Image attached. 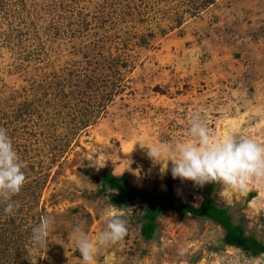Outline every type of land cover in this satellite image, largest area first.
I'll list each match as a JSON object with an SVG mask.
<instances>
[{"label":"rangeland","instance_id":"obj_1","mask_svg":"<svg viewBox=\"0 0 264 264\" xmlns=\"http://www.w3.org/2000/svg\"><path fill=\"white\" fill-rule=\"evenodd\" d=\"M194 117L216 139L264 144V0H0V127L26 176L14 213L0 205V264H81L69 233L95 239L110 206L127 235L94 264H264L189 212L160 214L145 238L141 198L118 208L80 170L111 164L145 194L200 205L207 184L174 179L171 162L161 173L140 144L194 142ZM212 199L264 242V181L216 182ZM49 215L48 247H36Z\"/></svg>","mask_w":264,"mask_h":264},{"label":"clouds","instance_id":"obj_2","mask_svg":"<svg viewBox=\"0 0 264 264\" xmlns=\"http://www.w3.org/2000/svg\"><path fill=\"white\" fill-rule=\"evenodd\" d=\"M189 123L188 135L194 142H176L171 148L167 144L153 146L140 142L141 147H146L153 165H161V173L168 171L171 162L174 179L191 180L201 187L220 182L233 189L243 190L253 179L264 181V144L243 135L216 139L199 117L192 118ZM23 167L7 130L0 127V205L5 214H13L18 207L13 197L20 193L25 184ZM135 174L140 176L138 172ZM123 216L124 213L117 211L114 206L106 209L102 217L105 227L95 239L79 225L69 233V240L75 243L82 258L81 264H94L100 248L115 245L127 235V221ZM53 220L49 215L33 227L30 239L34 246L48 247ZM180 254L183 255L184 250L181 249Z\"/></svg>","mask_w":264,"mask_h":264},{"label":"trees","instance_id":"obj_3","mask_svg":"<svg viewBox=\"0 0 264 264\" xmlns=\"http://www.w3.org/2000/svg\"><path fill=\"white\" fill-rule=\"evenodd\" d=\"M112 169L111 164L100 168L94 166L80 167L82 172L100 182L101 188L98 192L108 195L110 202L118 208H125L131 201L141 198L146 204L141 215V233L145 238L153 237L157 229V218L160 214L169 210L179 213L189 212L219 223L225 230L223 236L225 245L241 248L251 256H261L264 259V242L260 241L254 234L245 233L242 225L235 222L230 206L218 205L213 201L212 193L216 182L208 183L203 202L200 205H193L181 201L173 195L145 194L139 188L132 186L125 176L119 177L113 174Z\"/></svg>","mask_w":264,"mask_h":264}]
</instances>
